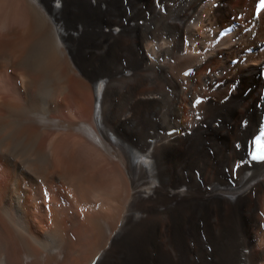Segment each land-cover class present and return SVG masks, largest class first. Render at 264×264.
Instances as JSON below:
<instances>
[{
    "label": "bare ground",
    "instance_id": "6f19581e",
    "mask_svg": "<svg viewBox=\"0 0 264 264\" xmlns=\"http://www.w3.org/2000/svg\"><path fill=\"white\" fill-rule=\"evenodd\" d=\"M260 1L0 0V264H264Z\"/></svg>",
    "mask_w": 264,
    "mask_h": 264
},
{
    "label": "rangeland",
    "instance_id": "374dc122",
    "mask_svg": "<svg viewBox=\"0 0 264 264\" xmlns=\"http://www.w3.org/2000/svg\"><path fill=\"white\" fill-rule=\"evenodd\" d=\"M0 4H1V2H0ZM59 5V4H58ZM215 5H217V4H214V7H215ZM59 7H60V5H59ZM238 61V60H237ZM236 60H234V62H233V65H237L238 64V62H237ZM47 78V77H46ZM46 83V84H45ZM45 84V85H44ZM46 85H47V87H46ZM45 87V88H44ZM49 87H50V79L49 78H47L46 79V81L43 83V85H42V97H43V95H44V97L43 98H41V103H42V109L43 110H45V111H49L50 110V102H49V97H48V89H49ZM1 89H2V87H1V84H0V93H1ZM46 92V93H45ZM1 95V94H0ZM1 100V99H0ZM46 101V102H45ZM44 102V103H43ZM45 104H46V106H45ZM82 107H83V105H80L79 107H75V111H78V110H80V109H82ZM1 114V113H0ZM0 117H1V115H0ZM3 133V134H2ZM2 134V135H1ZM5 134V132H3V131H1L0 130V137H2L1 139H0V141H6L7 140V135H4ZM4 136V137H3ZM66 137V138H65ZM62 140H61V143H60V145H59V148L61 147L62 148V146L65 144V143H67L68 142V139L70 138V137H68V136H65ZM70 140V139H69ZM72 140V139H71ZM8 142V141H7ZM63 142H64V144H63ZM70 142V141H69ZM17 146H19V145H17ZM22 147L21 146H19V148H18V152L20 151V149H21ZM22 153V152H21ZM62 156V150L58 153V155H56V158L59 160V161H61L62 160V158H63V156ZM18 161V160H17ZM57 168H61V165H57L56 166ZM54 193H60L59 191H58V189L57 188H54V187H52L51 185H47L46 186V188H45V191H44V195H45V202H46V199H48V203L46 202V203H43L42 204V207L44 208V209H46V210H49L52 206H54V205H57L58 207H59V209L61 208V207H63V205H64V202L62 203V202H60V201H65L64 200V198H62V196H60V198H56V197H54V196H52V195H54ZM64 193H65V197H67L68 198V196H69V198L71 199V200H73V202H74V205H75V207H74V209L76 210H73V212L74 213H76L77 212V209H78V211L80 212V211H83V212H88V210H90L89 209V207H91V205H93L92 203H94V202H85V203H82V205H81V203L80 204H76L75 203V199H76V194H78V189H77V187H76V193H72V191H64ZM66 193H68V195L66 194ZM61 194V193H60ZM62 195V194H61ZM22 196H23V194H22ZM52 197H54L55 199H57V201H54L53 203H51L52 202V200L54 199V198H52ZM92 197H90L89 198V201H90V199H91ZM17 199H19V197H18V195H14L13 197H12V201L13 200H17ZM103 202V201H102ZM50 203H51V205H50ZM79 203V202H78ZM88 204V206H87V204ZM104 203V202H103ZM103 203H102V205L100 206V208L102 207H104V205H105V203H104V205H103ZM91 204V205H90ZM86 205V206H85ZM90 205V206H89ZM28 206V205H27ZM85 206V207H84ZM29 207H30V209H27L28 210V212L30 211V214H29V217L30 218H32L35 222L37 221H39V222H42L44 219H43V217H41V216H39L38 214H33V213H35L34 212V210H35V208L32 206V204L30 205V203H29ZM55 207V206H54ZM53 207V208H54ZM86 207H88L87 209H86ZM96 207V206H95ZM77 208V209H76ZM99 208V207H98ZM83 209H85V210H83ZM40 225H42V223L40 224ZM87 246H90V244L88 243L87 244ZM81 247V246H80ZM78 248V249H80V250H78V251H82V249L81 248ZM59 260H61L60 258H58ZM100 259V258H99ZM80 259H78V261H79ZM47 261V260H46ZM45 261V262H46ZM99 261V260H98Z\"/></svg>",
    "mask_w": 264,
    "mask_h": 264
},
{
    "label": "snow or ice",
    "instance_id": "6c2138e0",
    "mask_svg": "<svg viewBox=\"0 0 264 264\" xmlns=\"http://www.w3.org/2000/svg\"><path fill=\"white\" fill-rule=\"evenodd\" d=\"M253 160L264 161V153L254 152L252 156Z\"/></svg>",
    "mask_w": 264,
    "mask_h": 264
},
{
    "label": "water",
    "instance_id": "95a60500",
    "mask_svg": "<svg viewBox=\"0 0 264 264\" xmlns=\"http://www.w3.org/2000/svg\"><path fill=\"white\" fill-rule=\"evenodd\" d=\"M264 110V109H263Z\"/></svg>",
    "mask_w": 264,
    "mask_h": 264
}]
</instances>
